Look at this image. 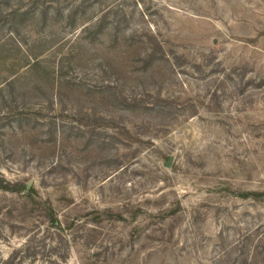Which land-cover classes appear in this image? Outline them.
Listing matches in <instances>:
<instances>
[{"label":"rangeland","instance_id":"obj_1","mask_svg":"<svg viewBox=\"0 0 264 264\" xmlns=\"http://www.w3.org/2000/svg\"><path fill=\"white\" fill-rule=\"evenodd\" d=\"M0 6V264H264V0Z\"/></svg>","mask_w":264,"mask_h":264},{"label":"trees","instance_id":"obj_2","mask_svg":"<svg viewBox=\"0 0 264 264\" xmlns=\"http://www.w3.org/2000/svg\"><path fill=\"white\" fill-rule=\"evenodd\" d=\"M5 12H10V14H18V15H20L21 17H23V16H25L27 13H26V11H24L23 9H20V8H18V6H15V8H11V7H9V6H6V7H2V6H0V16H2ZM1 18V17H0ZM150 55H148V57H149ZM151 56H155V55H152L151 54ZM164 59H165V56H164ZM150 61V60H149ZM147 62V61H146ZM37 64H39V62H34L33 63V65H37ZM29 66L31 67L32 66V64H29ZM12 80H8L7 82H6V84L8 85V86H10L12 83ZM3 92V90H2V88H0V93H2ZM1 182H0V188L1 189H3V190H5V191H10L11 190V188L9 187V184L8 183H3L2 181H5V180H0ZM25 191L27 192V194L26 195H24L26 198H29V199H34V195H36V188H35V185L34 184H32V185H30V186H28V187H26L25 188ZM48 210H49V212H48V214H47V217H48V220H49V222L51 223V225L52 226H54V227H59V228H61L62 227V224H61V222L58 220V218L56 217V216H54V212H53V208L51 207V206H48Z\"/></svg>","mask_w":264,"mask_h":264}]
</instances>
